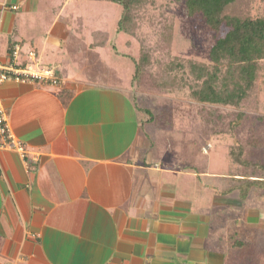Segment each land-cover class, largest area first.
<instances>
[{"label": "crops", "instance_id": "1", "mask_svg": "<svg viewBox=\"0 0 264 264\" xmlns=\"http://www.w3.org/2000/svg\"><path fill=\"white\" fill-rule=\"evenodd\" d=\"M74 1L0 0V61L19 42L63 81L0 85L11 131L27 147L24 159L0 149V264H224L216 230L243 185H206L188 160L154 153L143 131L153 119L127 94L132 58L99 26L75 22ZM257 157L263 165L264 152ZM232 165L229 178L248 175ZM247 177L264 188V172ZM190 179L209 187V207L198 187L188 194Z\"/></svg>", "mask_w": 264, "mask_h": 264}, {"label": "rangeland", "instance_id": "2", "mask_svg": "<svg viewBox=\"0 0 264 264\" xmlns=\"http://www.w3.org/2000/svg\"><path fill=\"white\" fill-rule=\"evenodd\" d=\"M53 1L55 4L61 2ZM73 4L77 10L75 17L78 19L82 15V19L80 16L75 22L82 21L80 25L84 26L87 21L88 31L99 26L101 31L110 34V42L131 58H138L141 50L149 51L151 67L140 82L132 86V79L129 80L131 84L127 82V94L131 102L141 109L144 120L149 116L153 118V122L143 129L151 132L149 137L154 140L153 151L171 155L174 161L188 160L194 170L203 173L201 180L206 185H243L239 192L226 197L231 200L228 213H225L227 217L216 230L220 235V242L216 240V244L221 245L227 262L257 264L256 256L264 247V217L260 215V209L264 207V188L261 182L247 176L264 172V163L261 165L253 160L259 159L257 155L261 156L264 152V61L260 65L256 88L239 107L196 101L191 91L198 86L188 76L184 62L177 69L184 79L180 88H155L149 77L150 71L156 66L165 67L171 57L212 64L209 49L215 40L214 32L206 26L201 15L189 17L182 0H143L138 12L136 34L125 35V45L116 44L114 16L119 15L118 4L110 0H76ZM226 11L241 17L264 18V0H236ZM168 23L173 24L169 47L161 37V31ZM225 67V64L221 65L223 70ZM154 124L156 128L150 129ZM254 150L256 152L253 153ZM229 161L234 171L248 175L240 179L229 178ZM185 187L189 195H195L196 187L199 193L205 192L206 208L213 202L209 187L202 188L195 179L188 180ZM218 196L215 198L223 199ZM225 237L237 240L235 245L231 240L227 243Z\"/></svg>", "mask_w": 264, "mask_h": 264}, {"label": "trees", "instance_id": "3", "mask_svg": "<svg viewBox=\"0 0 264 264\" xmlns=\"http://www.w3.org/2000/svg\"><path fill=\"white\" fill-rule=\"evenodd\" d=\"M110 1L120 6L116 32L122 35L125 41V35L136 34L138 12L143 0ZM182 1L189 17L201 15L206 26L214 32L215 40L209 49L212 64L171 57L165 67L156 66L149 72L153 86L162 90L180 88L184 79L177 73V69L181 68V63L184 62L188 76H191L198 86L191 91L193 99L239 107L256 88L260 65L264 61V18L241 17L228 13L227 7L236 0ZM172 32L171 23L165 24L161 31V37L168 47L171 45ZM139 53L138 58L132 56V85L140 82L152 65L149 51L141 50ZM223 64L226 66L224 70L221 68ZM152 119L149 116V120ZM235 241L232 240V245H235ZM256 261L257 264H264V247L259 250ZM224 264L232 262L226 260Z\"/></svg>", "mask_w": 264, "mask_h": 264}, {"label": "built area", "instance_id": "4", "mask_svg": "<svg viewBox=\"0 0 264 264\" xmlns=\"http://www.w3.org/2000/svg\"><path fill=\"white\" fill-rule=\"evenodd\" d=\"M6 7L3 3L0 8ZM16 9L17 5H11ZM22 51V45L15 42L7 53L6 59L0 61V85L7 80L36 83L44 86L60 87L63 83L60 74L54 67L41 66L37 60V53L29 50ZM0 149L17 151L24 159L27 154L25 143L14 136L8 121V114L0 96Z\"/></svg>", "mask_w": 264, "mask_h": 264}]
</instances>
